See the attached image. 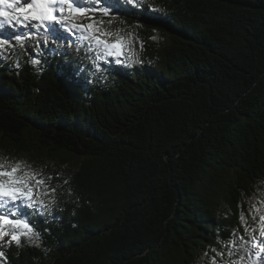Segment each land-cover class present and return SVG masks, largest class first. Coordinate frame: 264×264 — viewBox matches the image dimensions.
Here are the masks:
<instances>
[{"label": "trees", "instance_id": "16d2710c", "mask_svg": "<svg viewBox=\"0 0 264 264\" xmlns=\"http://www.w3.org/2000/svg\"><path fill=\"white\" fill-rule=\"evenodd\" d=\"M105 3L113 11L96 17L120 57L97 59L59 25L22 28L23 47L15 29L3 36L0 162L50 178L38 196L51 203L25 209L34 233L0 247V264H251L264 0Z\"/></svg>", "mask_w": 264, "mask_h": 264}, {"label": "snow or ice", "instance_id": "6c2138e0", "mask_svg": "<svg viewBox=\"0 0 264 264\" xmlns=\"http://www.w3.org/2000/svg\"><path fill=\"white\" fill-rule=\"evenodd\" d=\"M133 2L134 0H128V3ZM111 11H113L112 5L105 3V0H0V30H5V26L12 25L27 27L35 22V27L50 33L55 31V25H59L69 33L75 30L80 34L79 39L88 41L90 50H96L97 59L107 56L119 57L122 54L123 41L120 38L111 41L108 38L111 33L102 29L100 26L102 21L96 17L97 12L107 16ZM80 18L88 19L89 23H78ZM23 40L24 37L15 36L16 44L21 47H23ZM3 47H13L11 38H0V48ZM33 63L38 61L33 60ZM20 172L19 163L6 165L0 162V237L8 236L17 244L20 243L21 235L31 236L34 233V226L25 209L47 210L51 203L50 201L46 204L35 194L36 189L40 188L43 195V190L47 188V179L50 178H42L35 171L18 174ZM52 191L54 192L55 189L53 188ZM240 218L246 220L243 212ZM259 224V236L264 237V215L259 217ZM4 226H11L12 229L21 231L9 232ZM244 228L245 232L250 231L247 223L244 224ZM239 239H244L243 234L239 236ZM252 239L255 237L253 236ZM232 244L235 245L236 241H232ZM252 247L256 245L253 244ZM259 250L264 253V244H260ZM243 251L249 257L251 256L250 247H244ZM2 255L3 252L0 250V256ZM220 255L223 257L224 253L220 252ZM243 260L244 257L239 258V262ZM239 262L229 261V264H239ZM212 264H217L215 259ZM251 264H255V261Z\"/></svg>", "mask_w": 264, "mask_h": 264}, {"label": "rangeland", "instance_id": "374dc122", "mask_svg": "<svg viewBox=\"0 0 264 264\" xmlns=\"http://www.w3.org/2000/svg\"><path fill=\"white\" fill-rule=\"evenodd\" d=\"M34 24V22H32V25ZM9 28H13L17 31L16 34L18 35H22V33L24 32L22 30V28L24 27H21L19 25H12V26H5V30H0V37L4 38L3 36L7 35L8 34V30ZM82 41H86V40H82ZM130 44L132 46V52L134 53V51L136 50L135 47L136 46V43L134 40H131L130 39ZM121 56L123 55V48L121 47ZM120 57V56H119ZM40 188H37L36 189V192L35 194L37 195V197L39 198L38 196V191H39ZM19 203V202H17ZM27 209V208H26ZM263 213H262V209H261V214L259 216H261ZM17 229H12L10 228L8 231L11 232V231H16ZM257 241V240H256ZM10 242V238L8 236H4V237H0V247H4L6 245H8ZM260 244H264V237H258V245L256 246L258 248V250H253L252 252V257H251V261H255V264H264V253H261L260 250H259V247H260Z\"/></svg>", "mask_w": 264, "mask_h": 264}]
</instances>
